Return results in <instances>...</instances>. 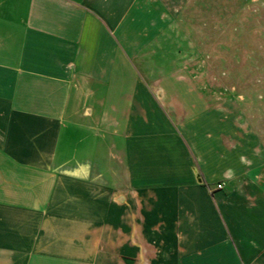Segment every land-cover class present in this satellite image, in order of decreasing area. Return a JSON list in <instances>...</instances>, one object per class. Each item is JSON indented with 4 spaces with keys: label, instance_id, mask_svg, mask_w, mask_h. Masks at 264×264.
<instances>
[{
    "label": "crops",
    "instance_id": "crops-1",
    "mask_svg": "<svg viewBox=\"0 0 264 264\" xmlns=\"http://www.w3.org/2000/svg\"><path fill=\"white\" fill-rule=\"evenodd\" d=\"M189 1L0 0V264H264V137L175 69Z\"/></svg>",
    "mask_w": 264,
    "mask_h": 264
},
{
    "label": "rangeland",
    "instance_id": "rangeland-1",
    "mask_svg": "<svg viewBox=\"0 0 264 264\" xmlns=\"http://www.w3.org/2000/svg\"><path fill=\"white\" fill-rule=\"evenodd\" d=\"M172 14L175 69L233 96L264 137V0H190Z\"/></svg>",
    "mask_w": 264,
    "mask_h": 264
},
{
    "label": "built area",
    "instance_id": "built-area-1",
    "mask_svg": "<svg viewBox=\"0 0 264 264\" xmlns=\"http://www.w3.org/2000/svg\"><path fill=\"white\" fill-rule=\"evenodd\" d=\"M221 188H223V184L222 183L217 185V189H221Z\"/></svg>",
    "mask_w": 264,
    "mask_h": 264
}]
</instances>
